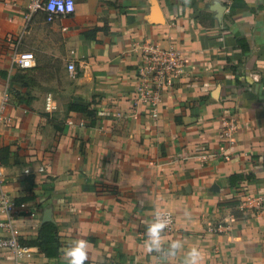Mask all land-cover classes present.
<instances>
[{"label":"crops","instance_id":"obj_1","mask_svg":"<svg viewBox=\"0 0 264 264\" xmlns=\"http://www.w3.org/2000/svg\"><path fill=\"white\" fill-rule=\"evenodd\" d=\"M29 3L0 0V98L11 91L0 144L18 151L0 173L29 246L20 264H67L76 239L87 242L84 264H154L145 240L158 212L174 218L164 247L183 245L162 264H183L192 247L201 264H264V210L236 217L225 203L264 195V0H74L51 22L44 12L27 19ZM17 38L32 68L13 62ZM145 40L184 51L157 117L131 98ZM235 174L253 180L231 185ZM45 222L59 256L34 243ZM221 223L228 229L211 231ZM12 262L0 247V264Z\"/></svg>","mask_w":264,"mask_h":264},{"label":"built area","instance_id":"obj_2","mask_svg":"<svg viewBox=\"0 0 264 264\" xmlns=\"http://www.w3.org/2000/svg\"><path fill=\"white\" fill-rule=\"evenodd\" d=\"M74 0H30L25 17L30 19L38 12L46 14V20L51 22L65 17L74 12ZM173 24V21L171 22ZM20 38L15 41L13 51V62L20 68L28 69L34 66L35 54L32 51H22L18 44ZM140 50V61L137 64L135 80L131 92V98L136 106L144 105L150 111L153 117L158 116V109L164 100V96L175 86L176 80L182 76L185 69L184 51L181 47L174 44L163 46L155 41H142L138 43ZM68 68L71 72L75 71L74 63H69ZM10 89L6 88L0 98V121L5 118V111L9 105ZM46 111L53 112L56 105L50 95L46 97ZM226 134L230 137L231 132L235 130L236 124L228 122ZM219 154L226 159L231 155L224 145L219 147ZM44 168L40 167L39 171ZM29 172V169H26ZM237 208L244 214L249 209L264 210V195L259 194L255 197L242 196ZM18 207L15 199L4 189V178L0 173V247L9 249L13 256L12 264H20V259L29 251V246L22 242L17 229ZM169 220L164 230H169L174 225V218L170 213H160ZM156 216V215H155ZM154 216V218H155ZM229 225H214L212 232H219L222 229H228ZM164 246V245H163ZM154 264H162L164 253H152Z\"/></svg>","mask_w":264,"mask_h":264},{"label":"clouds","instance_id":"obj_3","mask_svg":"<svg viewBox=\"0 0 264 264\" xmlns=\"http://www.w3.org/2000/svg\"><path fill=\"white\" fill-rule=\"evenodd\" d=\"M169 220L159 212L147 226L145 245L149 251L162 252L168 257H174L183 245L179 240L171 241L167 247L162 244V233ZM88 254L87 242L83 239L71 241L64 251L67 264H84ZM202 253L197 247L190 248L184 256L183 264H201Z\"/></svg>","mask_w":264,"mask_h":264},{"label":"trees","instance_id":"obj_4","mask_svg":"<svg viewBox=\"0 0 264 264\" xmlns=\"http://www.w3.org/2000/svg\"><path fill=\"white\" fill-rule=\"evenodd\" d=\"M71 107L74 110L84 112L91 117L94 115V111H92L85 105L73 104ZM12 155L17 156L18 151L16 149H12V147L10 146H4L0 144V163L1 164L3 165L9 164L10 158ZM229 180H230L231 185L236 184L238 186L240 180L251 181L253 180V177L251 174H248L247 176H243L242 174H235V175H231L229 177ZM225 203L227 206H229L233 210V213L236 217H240L243 215V213L237 208L238 204L240 203L239 199L238 200L233 199ZM23 243H25L24 240H23ZM34 243L47 256H50V257L59 256L61 242L59 240L55 224L52 222L43 223L38 232V239L34 241Z\"/></svg>","mask_w":264,"mask_h":264},{"label":"water","instance_id":"obj_5","mask_svg":"<svg viewBox=\"0 0 264 264\" xmlns=\"http://www.w3.org/2000/svg\"><path fill=\"white\" fill-rule=\"evenodd\" d=\"M44 221H51V217H50V209H47L45 216H44Z\"/></svg>","mask_w":264,"mask_h":264}]
</instances>
